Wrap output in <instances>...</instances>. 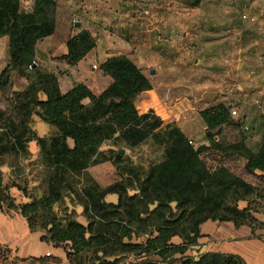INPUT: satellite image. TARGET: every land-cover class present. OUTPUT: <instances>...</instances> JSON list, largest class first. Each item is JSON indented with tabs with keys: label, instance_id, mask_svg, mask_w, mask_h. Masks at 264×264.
I'll list each match as a JSON object with an SVG mask.
<instances>
[{
	"label": "trees",
	"instance_id": "obj_1",
	"mask_svg": "<svg viewBox=\"0 0 264 264\" xmlns=\"http://www.w3.org/2000/svg\"><path fill=\"white\" fill-rule=\"evenodd\" d=\"M55 27L56 0H34L31 9L23 8L21 0H0V36L8 34L10 46V65L0 72V90L8 84L11 68L33 66L37 69L34 65L36 43L52 34ZM95 44L90 32L82 30L67 40L68 51L64 57L76 63ZM100 67L113 80L99 93L82 81L63 92L58 75L50 70L39 71L24 89L19 104L26 107L28 113L38 107L40 115L57 126L54 134L37 137L47 164L55 168L50 181L54 193L23 203L17 210L34 230H40L37 220L41 216L42 226L48 228L46 232L41 230L42 239L56 245L71 241L75 252H81L92 238L109 244L110 249H103V252L115 257L108 259L106 264H172L174 261L178 264H250L235 252L211 250L196 256L188 250L199 243L200 226L207 219L248 224L255 236L262 237L264 234L257 229L264 228V219L254 215L249 205L240 207L238 204L240 199H247L254 185L225 167L208 165L201 155L207 143L193 145L180 127L168 123L165 129H155L146 122L147 116L140 112L136 98L151 87V82L132 58L113 54ZM86 98L89 100L85 101ZM19 104H16L18 110ZM201 115L209 139L215 141L213 129L229 119L230 106L219 103L202 109ZM28 131L25 117L6 116L0 109L2 208H5L2 202L7 197L2 166L7 156L25 148L26 138H32L27 136ZM150 136H162L164 156L153 162L143 176L136 174L133 193L129 192L130 185L125 180L105 186L97 181L87 183L83 187L82 201L88 214L87 224L75 219L62 221L49 213H41V206L58 199L67 172H82L101 160L98 157L100 149L107 140L116 137L129 145H137ZM208 146L219 147L220 144L210 142ZM118 154L122 155L121 151ZM245 167L247 170L260 169L264 184V141L257 151H250ZM112 193L117 194V199L107 200L106 196ZM174 235L181 236L182 241H172ZM6 251H0L5 254L3 260L9 258ZM66 252L68 258L78 264ZM125 255L132 257L124 260ZM14 258L12 264L45 262L38 256L15 255ZM122 259L124 262L120 263ZM3 264L9 263L3 261Z\"/></svg>",
	"mask_w": 264,
	"mask_h": 264
},
{
	"label": "rangeland",
	"instance_id": "obj_2",
	"mask_svg": "<svg viewBox=\"0 0 264 264\" xmlns=\"http://www.w3.org/2000/svg\"><path fill=\"white\" fill-rule=\"evenodd\" d=\"M21 1L25 9L34 5V0ZM249 16L262 23V28L258 29ZM77 20L79 25L75 23ZM82 30H88L96 41L91 49L96 51L99 63L98 73L92 77L96 83L108 74L100 67L105 59L113 54H126L140 65L150 79V88H155L164 100L186 97L191 104L189 112H201L219 103L229 105L237 95L236 84L248 86L247 100L235 102L238 114L230 115L226 122L213 129V134H219L218 139L213 134L215 141L209 139L202 123L196 119L191 121L196 132L188 138L195 146L207 138V148L201 155L208 165L225 167L254 185L247 199H240L238 204L240 207L249 205L254 215L264 219L262 171L245 167L250 151H257L264 141V0H56V27L48 38L59 46ZM104 47H108L107 54L103 53ZM59 57L74 64L64 54ZM9 65V40L2 37L0 72ZM36 65L37 69L33 66L11 68L8 84L0 90V109L6 116L25 117L29 127L27 136L32 137L26 138L24 149L7 156L2 166L7 193L2 205L8 210H17L23 203L54 193L50 181L55 168L47 164L37 137L54 134L57 126L44 119L38 107L28 113L26 107L19 104L24 89L36 74L49 70L39 60ZM151 68H155L154 73ZM254 81L258 82L256 86H253ZM41 97L45 96L41 94ZM141 98L148 97L142 93L136 101ZM148 109L143 112L146 119L154 113L153 109ZM170 123L180 128L182 125L175 118ZM161 137L150 136L137 145H129L116 137L107 140L100 149L98 157L101 160L82 172H67L58 199L41 206V213H49L62 221L75 219L87 224L88 214L82 203L83 187L92 181L105 186L125 180L130 185L129 192L133 193L136 174L143 176L153 162L163 158L165 142ZM70 142L72 144L71 139ZM210 142H218L220 146H208ZM106 199L116 200L117 194H108ZM38 218L37 227L46 232L48 228L42 226V217ZM257 232L264 234V228H258ZM61 244L78 264H106L108 259L115 257L104 254L103 249H110V246L96 238H92L81 252H75L71 241ZM198 253L195 255L201 254ZM3 255L0 253V258ZM131 257L125 255L124 260Z\"/></svg>",
	"mask_w": 264,
	"mask_h": 264
},
{
	"label": "crops",
	"instance_id": "obj_3",
	"mask_svg": "<svg viewBox=\"0 0 264 264\" xmlns=\"http://www.w3.org/2000/svg\"><path fill=\"white\" fill-rule=\"evenodd\" d=\"M2 37L9 40L8 34L0 36V38ZM67 51V41L57 46V43L51 41L48 36L39 39L36 43V60L41 61L45 66H48L49 70L58 75L63 92L68 91L77 81L85 82L96 93L101 92L111 83L112 77L109 74H106L97 83L92 79L98 73V69L93 67V63L98 62L95 50H90L74 64H69L65 58L59 57ZM108 51V47L103 48L104 54H107ZM63 68L66 69L63 70ZM256 84L258 82L254 81L253 86ZM236 86L238 92L234 97L235 99L230 101V105H235L237 101L247 100L248 86L244 83H238ZM142 93L146 94L148 98L146 100L141 98L136 103L141 113L149 111L148 108L154 110L151 118L146 119L148 124L152 121L150 125L153 128L162 127L163 124H168L175 118L182 123L181 129L187 136H193L196 131L191 121L196 119L198 123L199 121L202 123L203 130L206 132V122L201 112H194V110L189 112L192 109H189L191 104L186 97L164 100L155 91V88H149ZM87 100L89 99L86 98L85 101ZM252 102H254L253 98ZM215 134L219 136L218 133ZM207 140L205 138L203 143H206ZM200 227L202 235L199 237V243L192 247L195 249L190 248L188 253L197 254L211 250L235 252L241 254L250 264H264V236H255L250 225H236L232 220L207 219ZM41 235L42 231L32 229L27 218L19 210H8L0 206V249L5 251L7 249V255H9L6 260H3V255L0 258V264H3V261L12 264V254L22 257H42L45 262L39 264H74L68 258L66 249L62 245L44 240ZM172 241L179 243L182 238L179 235H174ZM48 250L51 251L50 255H46Z\"/></svg>",
	"mask_w": 264,
	"mask_h": 264
},
{
	"label": "built area",
	"instance_id": "obj_4",
	"mask_svg": "<svg viewBox=\"0 0 264 264\" xmlns=\"http://www.w3.org/2000/svg\"><path fill=\"white\" fill-rule=\"evenodd\" d=\"M243 17L244 18H247V15L246 14H243ZM248 19L255 21V17L254 16H249ZM255 25H256V27L258 29H261L262 28V23H260V22H256L255 21ZM98 40H100V37H98ZM93 67L94 68H98L99 67V63L98 62H94L93 63ZM230 112H231V115L236 116V114H238V108L235 105H232L231 104L230 105ZM246 128H248V126H246ZM214 136L216 137V139L219 138V136L217 134H214ZM190 141H192V140L190 139ZM50 253H51L50 250L46 251V255H50Z\"/></svg>",
	"mask_w": 264,
	"mask_h": 264
},
{
	"label": "water",
	"instance_id": "obj_5",
	"mask_svg": "<svg viewBox=\"0 0 264 264\" xmlns=\"http://www.w3.org/2000/svg\"><path fill=\"white\" fill-rule=\"evenodd\" d=\"M75 23H76L77 25H79V24H80V21L77 20ZM35 64H36V62H34V65H35ZM151 72L154 73V72H155V68H151ZM229 106H230V104H229Z\"/></svg>",
	"mask_w": 264,
	"mask_h": 264
}]
</instances>
